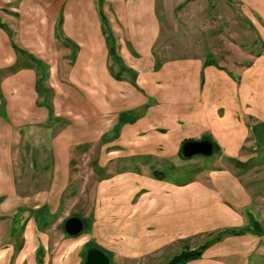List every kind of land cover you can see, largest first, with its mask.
Wrapping results in <instances>:
<instances>
[{"label": "crops", "instance_id": "0c3cea01", "mask_svg": "<svg viewBox=\"0 0 264 264\" xmlns=\"http://www.w3.org/2000/svg\"><path fill=\"white\" fill-rule=\"evenodd\" d=\"M190 1L1 0L0 78L7 73L14 77L21 72L31 73V91L35 94L33 105L44 111L41 123L44 138L33 146L24 140L21 151L27 152L33 175L52 173L53 182L63 179L66 140L70 133L86 140L90 139L91 129H97V145L107 146L108 152L114 155L121 150L116 148L121 147L118 142L130 141V149L127 152L121 150V154L139 156L147 161L154 157L169 160L178 156L185 141L210 142L212 154L208 157L214 159L204 182L196 174L179 184L168 180L140 184L149 196L136 202L132 213L142 215L145 212L147 218H155L161 223V229L151 230L153 234L158 233L160 240L154 242L155 246L147 253L153 254L155 248L185 241L204 232L213 234L233 229L241 233L222 237L208 246L199 259L185 264H264V197L253 196L230 170L223 169L218 163L222 159L244 163L240 151L249 134L253 135L256 146L264 143V38L248 19L247 24L257 32L263 49L253 54L252 62L245 63L239 73L213 64L208 58L209 53L205 56L199 53L168 56L160 60L153 48L161 29L170 28L169 14ZM257 6L258 13L264 11V4L260 2ZM99 12L105 18L123 68L135 74L134 85L126 74H122L120 80L112 77L117 66L109 56ZM27 26L41 28L39 43L43 47L51 45L55 56L51 51L48 56L35 54L15 42L13 29ZM57 28L59 38L55 35ZM12 45L23 50L25 56ZM30 58L43 68L44 80L38 87L35 84L36 68ZM51 74L63 84L54 90L55 95L68 88L76 94V101L84 104L86 97L96 93L98 110L115 111L111 124H93L96 126L93 128L85 122L81 129L68 128L71 122L65 115L55 114L52 103L55 97L51 88L45 85ZM15 86L20 89L22 84ZM119 90L125 91L126 96H118ZM8 119L9 102L0 82V238L4 243L0 241V252L8 254L2 264H11V253L20 254L17 264H44L46 236L43 233L51 226L47 222L53 219L55 211L47 204L27 208L25 201L13 200L16 193L12 186L19 179L10 170L8 131L15 123ZM59 126H64L66 132L55 130L54 133V128ZM24 131L25 127L18 124L17 135L22 136ZM75 147H85V144ZM40 149L45 152L43 160L38 159ZM91 163L96 174L104 173L98 160ZM20 170L23 173L24 168L19 167ZM65 180L63 189L68 183ZM61 195L62 192L57 205ZM73 217L81 220L82 227L90 220ZM66 219L59 224L62 228L59 239H67L66 258L75 255L78 263L83 241L78 244V239L64 233ZM44 220H47L45 224ZM90 235L93 238L92 226ZM101 250L110 252L102 247ZM108 258L111 264V256Z\"/></svg>", "mask_w": 264, "mask_h": 264}, {"label": "rangeland", "instance_id": "374dc122", "mask_svg": "<svg viewBox=\"0 0 264 264\" xmlns=\"http://www.w3.org/2000/svg\"><path fill=\"white\" fill-rule=\"evenodd\" d=\"M260 2L264 4V0ZM260 2L258 0L256 2L255 0H191L169 14L172 25L170 28L161 29L154 44V54L159 55L160 60H163L168 56L194 53L205 56L209 53L210 62L239 73L245 63L252 62L253 54L263 49L258 41L257 32L252 25L247 24L249 19L254 27L259 28L264 38V11L258 13L257 10ZM5 30L8 32V29ZM13 30L16 33L14 40L18 45L41 56H48L49 51L55 56L51 45L43 47L39 43L40 27L27 26ZM47 34L50 35V29L47 30ZM30 81L29 72L18 73L16 77L7 73L0 78L3 93L9 102L10 120L8 121L15 123L8 131L10 170L19 179L14 183L15 186H12L16 193L13 200L19 203L25 201L27 208L47 204L55 211L53 219L47 222V225L51 226L43 233L46 236V242L43 243L44 264H82L86 250L91 248L101 250V247L110 251L105 254L101 250L108 257L111 256V264H167L174 256L190 251L188 249L193 246L199 248L209 240V235L212 233L204 232L188 237L185 241L155 248V252L149 255L147 251L155 246L154 242L160 240V237H157L158 233L153 234L151 230L161 229V223L155 218H147L145 212L141 215L139 212L132 213V210H135L136 202L149 196L145 194L147 189L140 188V184H158L157 181L164 180L179 184L192 179L196 174V177L204 182L206 171L214 158L194 156L184 159L179 150L178 156L169 160L154 157L147 161L139 156L122 155L121 150L127 152L126 150L131 147L130 141L125 140L118 142L121 147L116 148L121 150L118 155H114L113 152H108L107 146L97 145L98 131L91 129L90 139L86 140L76 138V133H70L69 140H66V157L63 164L65 171L61 181L53 182L50 178L52 173L47 175L42 172L33 175L30 158L27 152L21 151L22 144L26 140L29 146H33L43 140L41 123L44 111L33 105L35 94L31 91ZM18 83L22 84L20 89L15 86ZM45 85L51 88L55 97L52 101L55 114L65 115L71 122L68 128L81 129L85 126V122L91 125L111 124L115 111L104 113L103 110H98L96 104L99 102V97L96 93L86 97L87 103L84 101L85 103L82 104L76 101V94L68 88L67 91L62 90L59 95H55L54 90L63 85L58 82L55 75L51 74ZM118 96H126V92L119 90ZM18 124L25 127L20 137L17 135ZM93 128L96 126L93 125ZM55 130L59 133L66 132L64 126L54 128V133ZM79 144H85V147L76 149L75 146ZM240 155L244 156L245 167L242 169L231 161L222 159L218 163L223 169L230 170L243 186L250 189L253 196L264 197V143L262 146H256L253 135L249 134ZM44 156V150L40 149L38 159L43 160ZM93 160H98L105 170L104 173H95L91 167ZM19 167L24 168L23 173L22 170L19 172ZM154 170L161 173V180L154 181L151 176ZM65 179L68 183L63 189ZM61 192L60 204L57 205ZM42 212L44 213L43 210ZM73 216L90 219L86 225H83L82 231L74 236L78 239V244L83 241L78 263L75 255L66 258L64 246L67 239H59L62 236V228L59 226L61 220ZM46 221L44 220L43 223L45 224ZM90 226H92L93 238L90 235ZM44 236H41L42 240ZM62 241L65 243L61 244ZM1 244L4 243L1 241ZM180 249L181 252L177 254ZM19 255L10 254L11 264H17ZM0 256H2L0 257L2 264L8 254L6 256L0 252Z\"/></svg>", "mask_w": 264, "mask_h": 264}, {"label": "trees", "instance_id": "16d2710c", "mask_svg": "<svg viewBox=\"0 0 264 264\" xmlns=\"http://www.w3.org/2000/svg\"><path fill=\"white\" fill-rule=\"evenodd\" d=\"M99 16H100V20H101V25H102V31L105 34V38L107 41V45H108V53L109 56L111 58V61L114 65L117 66L116 71L112 74V77L116 80H120V78L122 77V74H126L128 75V79L131 81V85L133 84L134 78H135V74L133 73V71L131 70H127L125 68H123L116 52H115V45H114V41L113 38L111 37L107 27H106V21L104 16L99 12ZM55 35L57 38H59V29H55ZM13 49L15 51H17L19 54L24 55L25 56V52L23 50H21L20 48H18L17 46L12 45ZM30 62L35 66L36 68V86H40V83L44 80V73H43V68L39 67L38 63L36 61H34L33 59L31 60L30 58ZM232 162H234V164L239 165V167L242 169L245 167L244 163L232 160ZM152 178L154 180H161L162 179V175L160 172L154 170L152 173ZM241 233V231H236L233 229H224L218 232H215L211 235H209V240L206 241L203 245H201L199 248L192 250V251H185L182 252L176 256H174L173 258H171L167 264H185L189 261H193V260H197L201 257L202 253L204 252V250L210 246L211 244L219 241L222 237L224 236H236L239 235Z\"/></svg>", "mask_w": 264, "mask_h": 264}, {"label": "water", "instance_id": "95a60500", "mask_svg": "<svg viewBox=\"0 0 264 264\" xmlns=\"http://www.w3.org/2000/svg\"><path fill=\"white\" fill-rule=\"evenodd\" d=\"M212 154L211 143L207 140L185 141L181 144L180 155L184 159L193 156L208 157ZM63 231L70 237L77 236L82 231V222L77 217H69L63 223ZM82 264H110L109 258L99 249L91 248L85 252Z\"/></svg>", "mask_w": 264, "mask_h": 264}]
</instances>
